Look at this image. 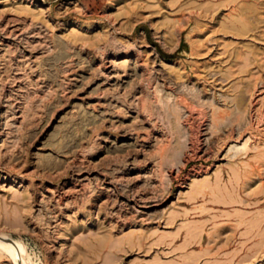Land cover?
<instances>
[{"label": "rangeland", "instance_id": "obj_1", "mask_svg": "<svg viewBox=\"0 0 264 264\" xmlns=\"http://www.w3.org/2000/svg\"><path fill=\"white\" fill-rule=\"evenodd\" d=\"M0 237L264 264V0H0Z\"/></svg>", "mask_w": 264, "mask_h": 264}, {"label": "bare ground", "instance_id": "obj_2", "mask_svg": "<svg viewBox=\"0 0 264 264\" xmlns=\"http://www.w3.org/2000/svg\"><path fill=\"white\" fill-rule=\"evenodd\" d=\"M15 249L16 248H15V246L13 244H11V241L8 242V241H5V240H2L1 237H0V256L3 253H5V254L8 253L11 256L12 260L15 262V264H24V263H21L22 260H19L18 252L16 254L15 253ZM10 256H8V257H10Z\"/></svg>", "mask_w": 264, "mask_h": 264}]
</instances>
